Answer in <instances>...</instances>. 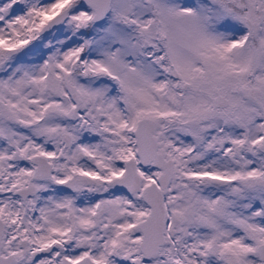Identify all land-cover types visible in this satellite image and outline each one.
<instances>
[{"label":"snow or ice","instance_id":"snow-or-ice-1","mask_svg":"<svg viewBox=\"0 0 264 264\" xmlns=\"http://www.w3.org/2000/svg\"><path fill=\"white\" fill-rule=\"evenodd\" d=\"M0 264H264V0H0Z\"/></svg>","mask_w":264,"mask_h":264}]
</instances>
